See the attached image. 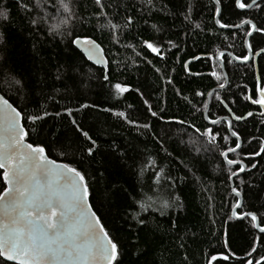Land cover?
Listing matches in <instances>:
<instances>
[{
	"label": "trees",
	"instance_id": "16d2710c",
	"mask_svg": "<svg viewBox=\"0 0 264 264\" xmlns=\"http://www.w3.org/2000/svg\"><path fill=\"white\" fill-rule=\"evenodd\" d=\"M24 2L33 4V0ZM257 2L264 6V0ZM73 3L77 19L59 33H49L47 29L58 19L45 12L55 15L54 10L42 5L43 10L25 11L17 0H0V93L26 114L52 113L35 124L22 121L29 132L27 142L42 143L50 159L86 174L89 203L118 243L119 264H247L249 259L255 264L264 255V233L252 227L251 217H232V205L238 198L228 179L229 166L220 155L234 146L235 138L227 122L213 125L204 117L207 94L225 82L222 63L228 82L211 95L207 117L253 112L244 120L232 119V131L239 133L242 150L229 153V158L246 165L233 180L242 198L236 213L254 212L259 221L264 218V153H247L258 151L259 142L264 141V113L245 96L258 98L257 82L264 85V54L257 57V74L253 59H232L248 55L245 38L249 26L236 30L218 26L213 0H153L152 5L142 0H103L107 19L123 25L132 17L128 27L117 30L116 40L104 26L106 18L95 15L99 9L94 0ZM219 6L222 14L218 18L228 25H239L242 19L259 24L264 17L260 9H236L234 0H221ZM32 19L39 24L32 25ZM77 35L100 45L106 69L89 63L71 44ZM144 40L160 45L163 58L151 53ZM248 43L256 53L264 47V33H254ZM129 44L133 47H127ZM220 52L231 56L224 53L216 60ZM115 83L126 84L128 91L117 95L111 87ZM81 104L91 105L74 111L77 123L96 141L91 156L86 152L90 142L72 125L71 118L63 112L55 115L63 107L75 110ZM149 106L156 117L149 113ZM121 111L138 125L150 127H137L113 114ZM191 125L201 132L212 128L220 135L215 144H209ZM224 136L229 139L225 141ZM148 156L157 167H149L141 175ZM160 168L164 172L156 185L153 177ZM137 200L151 206L143 211ZM164 201L170 206L162 207ZM140 219L145 223H139ZM254 243L257 250L251 252Z\"/></svg>",
	"mask_w": 264,
	"mask_h": 264
},
{
	"label": "snow or ice",
	"instance_id": "6c2138e0",
	"mask_svg": "<svg viewBox=\"0 0 264 264\" xmlns=\"http://www.w3.org/2000/svg\"><path fill=\"white\" fill-rule=\"evenodd\" d=\"M146 5H152L153 0H142ZM221 0H216L215 14L220 17L222 14L219 6ZM19 8L25 11L34 9L43 10V6H47L54 10L55 15L45 12V16L57 20L58 23L53 24L47 30L49 33H59L62 27H68L69 24L77 19L74 12L73 0H33V4L25 3L24 0H17ZM94 4L99 9L95 15L97 17L106 18V27L110 28L113 34V39L118 40L116 32L118 29L128 27L132 21V17H127L126 22L121 25L114 23L111 19H107L108 13L105 12V4L103 0H94ZM236 9L256 8L264 11V6L258 3L257 0H251L250 3L246 0H234ZM107 7H111L108 5ZM44 16L40 17L43 20ZM185 19L188 16L185 14ZM39 20L32 19V25H38ZM216 24L221 28L236 27L247 25L245 44L248 46V51L254 52L252 44L248 43L247 37H251L254 33H264V17L258 23H254L251 19H242L239 25H228L222 23L220 18L216 19ZM153 28L156 26L153 25ZM199 27V25H197ZM62 34V33H60ZM71 34V33H69ZM146 48L153 54L163 58L164 52L160 45L142 41ZM171 44V41L168 42ZM71 44L82 49L88 60L96 64H106L104 61L100 45L88 36H75L71 40ZM127 47L132 48L131 44ZM135 51V48H133ZM137 56L139 53H136ZM258 54H264V47L259 48ZM224 56L223 52L216 55V60ZM229 56L231 54L229 53ZM198 59V57H193ZM234 60L249 61V55H237L232 57ZM151 63V61H149ZM185 70H188V62H185ZM212 75L217 80L221 76L215 71ZM108 80L107 74L103 77ZM168 82H171L170 80ZM16 85L23 87L20 80H15ZM111 87L117 95H123L128 91L126 84L115 83ZM224 88V84L219 85ZM200 95V93H197ZM255 95L258 98H253L251 95H246L245 100H250L253 105H259L264 108V85L258 81L255 87ZM10 99V98H9ZM3 95H0V264H119L121 253L117 242L105 231L100 219L96 213L92 211L88 200L90 197V185L86 180V174L82 173L76 167H72L67 163H57L56 160L49 159L46 155V146L40 142H27L26 137L29 132L26 131L23 120H27L32 124L37 121H42L45 117L52 115L47 110H42L39 114H26L23 109L17 110L12 103L9 102ZM187 99V97H185ZM217 100L220 97L217 96ZM223 103V101H220ZM144 103L147 105L148 101ZM191 103V101H189ZM88 104L79 105L78 109L63 107L60 112H56L57 117L61 116V112L71 118V123L76 127V130L90 142L86 152L89 156L93 155L96 148V141L89 135L88 131L83 130L74 118V111L90 107ZM207 107V103L204 104ZM227 107V105H225ZM111 111V109H106ZM151 116L156 117L157 113L148 107ZM114 115L127 120L129 124L136 125L148 129L149 124L138 125L135 120L128 119L124 112H115ZM247 117L253 116V112L249 111L246 114L235 115L234 120L240 121ZM170 120H175V117H170ZM217 119H211L210 123L217 124ZM223 123L221 119L219 121ZM183 124L184 121H178ZM195 131L205 137L209 144H215L216 138L220 133L213 132L212 128H206L203 132L195 125H191ZM231 136L235 138L234 146L227 147L220 152L223 161L229 166L228 179L231 180L238 172L246 170V165L240 159L229 158V153H236L238 149L242 150L241 137L237 131H232L233 124L228 122ZM223 139L227 141L228 136ZM264 153V141L259 142V150L247 153L249 156H259ZM239 165L233 171L231 166ZM156 168V161L151 157H147V162L140 169L141 175L149 168ZM251 167H256L252 164ZM164 172L160 168L154 173L153 183L159 185L161 176ZM232 192L237 197L240 192L237 188H232ZM151 200V197H148ZM178 199V197H177ZM141 210L146 211L147 207L142 200H137ZM240 200L237 199L232 205L234 214H239L245 218L251 217L253 228H259L260 233H264V218L258 221V217L254 212L236 213L235 209L240 206ZM169 203L164 201L162 207H169ZM139 223L145 221L140 219ZM256 240H260L257 236ZM227 246V245H226ZM255 243L252 245L251 252H255ZM251 252H246V255H251ZM224 260L228 256L223 257ZM212 260H216V256H212ZM264 261V255L255 260V264H261ZM247 264H253V260L249 259Z\"/></svg>",
	"mask_w": 264,
	"mask_h": 264
},
{
	"label": "water",
	"instance_id": "95a60500",
	"mask_svg": "<svg viewBox=\"0 0 264 264\" xmlns=\"http://www.w3.org/2000/svg\"><path fill=\"white\" fill-rule=\"evenodd\" d=\"M214 1V3L216 4V0H213ZM257 1H259V0H257ZM218 17L216 16V18H215V20L217 19ZM219 26V25H218ZM243 26H246V25H241V27H243ZM240 27V28H241ZM225 29H229V30H236V29H239V28H236V27H226ZM248 38L249 37H247V40H248ZM247 45V44H246ZM82 55H83V57L89 62V63H91V64H93L94 66H97V67H100V68H103V69H106V67H107V63L106 64H104V63H102V64H96V63H94L93 61H90V60H88L87 59V57L85 56V54L83 53V51H82V49H80V48H78L77 46H75V45H73ZM101 50H102V55H103V59H104V61H106L107 62V60H106V57H105V55H104V51H103V49L101 48ZM223 53H226V54H228L229 55V53L228 52H223ZM257 54H254V55H252V53L251 52H248V55L250 56V60L251 59H253V64H254V67H255V71H256V74H257V57H258V53H259V51H257L256 52ZM219 60H221V58L219 59ZM249 60V61H250ZM236 62H249V61H242V60H240V61H238V60H235ZM220 66H221V70H222V72H223V74H224V77H225V82H224V87L227 85V82H228V80H227V77H226V74H225V71H224V68H223V64L222 63H220ZM221 89H224V88H220V87H217V88H213L212 90H210L209 91V93L207 94V101H206V103H207V107H206V109H205V114H204V117H205V119L210 123V120L208 119V117H207V113H208V109H209V106H210V98H211V95L213 94V92L214 91H216V90H221ZM0 95H2L1 93H0ZM252 104V103H251ZM253 105V104H252ZM254 106H256V107H258V108H260L261 109V111H262V113L261 114H263L264 113V108H261L259 105H254ZM247 117V116H246ZM223 120V121H225V122H227V124H228V122L229 121H231L232 122V119H234V116L232 115V117H230V116H224V117H221V118H219V119H217L218 120V122L220 121V120ZM217 122V123H218ZM228 129H229V127H228ZM232 130V129H231ZM230 132V131H229ZM230 134H231V132H230ZM49 158V157H48ZM50 159V158H49ZM57 163H60V162H57ZM239 166V165H238ZM2 171V170H1ZM241 172H238V174L236 175V176H238L239 174H240ZM236 176H233L232 177V179L230 180V186H231V188H234V184H233V180H234V178L236 177ZM235 194V193H234ZM235 196H236V194H235ZM239 200H240V202H242V198H241V195L239 196V197H237ZM88 203H89V200H88ZM89 205H90V203H89ZM240 205H241V203H240ZM91 206V205H90ZM240 207V206H239ZM238 207V208H239ZM92 211H93V209H92ZM237 211V209H235V212ZM232 217H234V218H237V217H239L237 214H234V209H233V211H232ZM258 231H259V228H256ZM9 263H11L12 264V262H9Z\"/></svg>",
	"mask_w": 264,
	"mask_h": 264
}]
</instances>
